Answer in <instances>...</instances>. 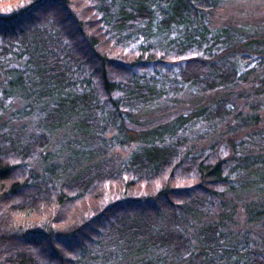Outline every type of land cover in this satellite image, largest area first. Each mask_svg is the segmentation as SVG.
<instances>
[{
  "label": "trees",
  "instance_id": "obj_1",
  "mask_svg": "<svg viewBox=\"0 0 264 264\" xmlns=\"http://www.w3.org/2000/svg\"><path fill=\"white\" fill-rule=\"evenodd\" d=\"M0 3L9 7L8 15H0V75L9 78L8 91L14 96L24 92L25 109L46 114L48 126L73 125L86 135L99 129L93 119L107 113L108 127L119 128L120 145H136L125 163L88 168L66 184H57L33 175L26 163L46 147L44 136L35 137L20 152L14 149L20 144L15 133L0 134V264H118L129 258L134 264H165L154 262L155 254L163 251H174L172 264H180L181 254L190 250L178 223L188 206L208 211L209 201L221 202L220 190H233L236 182L244 192L255 188L264 193V129L258 127V118L244 120L254 125L250 132L223 145L231 154L227 161H222V147L218 156L185 153L186 135L199 126L196 123H218L216 129L226 125L237 110L232 101L222 100L203 116L193 115L188 120L196 122L192 126L189 122L170 130L163 122H133L139 114L135 109L161 105L170 94L169 87L156 88L170 76L147 77L152 71L160 74L169 64H182L180 81L201 94L234 90L242 80L244 86L258 85L249 88L246 97L264 96V39L241 35L230 49L196 43L200 30L212 35L209 18L216 8L212 0ZM197 29V38L192 33L186 37ZM127 45L135 51L127 52ZM198 53L204 57H192ZM250 57L255 58V69ZM238 60L247 67L246 74L254 70L250 84L239 78ZM117 94L121 98L113 97ZM5 100L0 95V120L9 111L2 105ZM96 156L90 150L79 159L90 163ZM164 178L167 187L155 196H124L101 208L99 198L109 181L131 188ZM191 179V186L181 188ZM226 242L224 236L207 239L208 246L188 264H216L206 254L213 248L214 258L220 256L219 246ZM223 250L227 257L228 248ZM254 264L264 262L257 258Z\"/></svg>",
  "mask_w": 264,
  "mask_h": 264
},
{
  "label": "rangeland",
  "instance_id": "obj_2",
  "mask_svg": "<svg viewBox=\"0 0 264 264\" xmlns=\"http://www.w3.org/2000/svg\"><path fill=\"white\" fill-rule=\"evenodd\" d=\"M212 1L216 4V8L209 18V27L212 35H206L204 30L197 29L188 32L186 37L191 36L192 33L197 38V31L200 30L199 40H195L200 47H207L214 43L217 47L222 46L229 49L235 48L239 44L234 38L241 35L255 34L257 39H264V0ZM7 9H9L8 6L0 3L1 16L9 14L6 13ZM174 17L177 18V15H174ZM204 36L206 37L205 40H203ZM224 38L225 41H223ZM226 39L231 40L226 41ZM218 40H221L219 43L221 45L219 46ZM187 41L193 42L191 38H188ZM130 46H125L127 52L133 50ZM132 54L135 55V52ZM192 57L203 58L204 56L198 53L193 54ZM250 59L252 63L251 69H255V58L250 57ZM165 62L163 61L164 65H167ZM261 63L264 66V61ZM236 64L235 69L238 71L239 78H243L244 81L248 80L250 84L254 78L251 72L254 70L246 74L247 67L239 60L236 61ZM167 66L166 70L160 74H156L154 71L148 72L147 77L157 76L160 78V75H162L164 79L170 76L164 80V83L161 81L160 84L157 83L156 85L158 91L169 87L170 94L161 105L156 102V107L151 105L149 109H139V107L137 110L135 109L136 113L139 114H135L133 122L143 121L147 125L163 122L164 129L181 128L189 124L190 121L188 120H191L193 115L197 117L203 116L208 109H214L215 104L218 102L230 100L233 103V108L235 109L236 106L237 110H235L232 118H229L226 125H221L216 129L218 123L211 122L210 124L201 125L202 122H195L199 126L186 135L188 136V138L186 137L188 142L185 153L199 155L202 152H206L218 156L220 154L216 153L222 147V161H227L231 155L230 152H224L226 148L223 145L230 143V140L235 137L241 139L246 133L250 132V128L254 127L252 123L244 120H248L251 117L252 119L258 118V127L264 129V96L259 98L246 97V94L250 92L249 88L258 89V85L250 84L244 86L241 80L234 86V90H220L216 93L201 94L196 92V89L192 90L190 89L191 87L185 86L180 81L179 73L181 67H183L182 64H169ZM169 79L172 81L170 82ZM8 86L10 87L9 78L5 74L0 75V95L2 99H6L2 105L9 110L0 120V134L15 133L16 136L14 138L20 139V144H17L14 149L20 152L25 147H30L29 144L32 140L38 139L35 137L44 136L45 138L46 147L37 154H31L32 157L26 161L33 175L45 180L52 179L57 184H66L73 176H78L88 170V168L99 167L102 164L111 162L125 163L130 160L135 152L136 145L134 144L129 148H124L120 145L122 137L119 134V128L112 127L110 129V126L108 127L107 113H99V116L93 119L94 124L99 129L87 135L78 128H74L73 125H65L62 128H58V125L51 123L52 126H48V116L41 114L39 111L25 109L24 92L20 93V96L18 94L14 96L11 93L12 90L8 91ZM232 91L234 92L232 93ZM177 92H179L178 95L175 94ZM120 96L121 94H117L113 97L119 99L121 98ZM66 100H69V97ZM152 102L155 103L153 99ZM171 115L174 118L171 119ZM195 123L191 121L190 126L195 125ZM247 128L249 129L247 130ZM202 135H206V138L202 137ZM87 141L90 142L85 144ZM90 150L96 152L97 156L94 160L90 163H85L84 160L79 159L81 153ZM74 155L78 156L74 157ZM231 180L233 181V178ZM188 181L183 182L180 185L181 188L191 186L193 179ZM241 181H243L242 178ZM236 183L233 190H231L232 188L220 190L221 194L218 199L222 200L221 202L217 201L216 203L213 199L209 201L210 210H197L192 206H188V209H185V213L180 222L178 220V223L181 225L183 235L189 242L188 247L190 250L189 253L184 252L181 254L183 258H181L180 264H188L193 257L197 260L205 249V244L208 246L206 243L207 239L218 240L223 238V236L227 242L219 246L222 249L219 250L221 251L220 256L214 258L215 254H211L213 248L208 250V254H206L212 256V262L216 264H254L257 258H261V262H264V193L254 192L255 188L253 191L244 192L240 182ZM167 184L168 181L164 178L152 183H136L135 186L127 188L124 182L109 181L102 190V198H99L101 208L121 200L124 196H155L167 187ZM219 202L220 204L218 205ZM208 231L210 233H207ZM226 248H228L229 254L227 257H223V249ZM232 250L236 253L235 255ZM172 255H174V251L157 253L155 254L154 262L162 260L165 264H172V262H175ZM129 259L131 260V258ZM130 260L125 263L120 260L117 263L134 264V262L129 263ZM194 262L195 264H200L201 261Z\"/></svg>",
  "mask_w": 264,
  "mask_h": 264
}]
</instances>
